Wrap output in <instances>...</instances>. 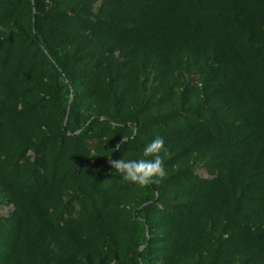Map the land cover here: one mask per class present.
<instances>
[{
    "label": "trees",
    "instance_id": "1",
    "mask_svg": "<svg viewBox=\"0 0 264 264\" xmlns=\"http://www.w3.org/2000/svg\"><path fill=\"white\" fill-rule=\"evenodd\" d=\"M4 205L0 264H264V0H0Z\"/></svg>",
    "mask_w": 264,
    "mask_h": 264
},
{
    "label": "clouds",
    "instance_id": "2",
    "mask_svg": "<svg viewBox=\"0 0 264 264\" xmlns=\"http://www.w3.org/2000/svg\"><path fill=\"white\" fill-rule=\"evenodd\" d=\"M123 142L124 138L122 137L116 144L115 150H120L119 145ZM162 152L167 155L164 138L156 136L144 145L141 158H110L109 166L115 173H118L123 180L143 187L152 183H158L166 177L167 172L161 156Z\"/></svg>",
    "mask_w": 264,
    "mask_h": 264
},
{
    "label": "rangeland",
    "instance_id": "3",
    "mask_svg": "<svg viewBox=\"0 0 264 264\" xmlns=\"http://www.w3.org/2000/svg\"><path fill=\"white\" fill-rule=\"evenodd\" d=\"M199 173H201L204 176H208L207 172L205 171V169H198L197 170ZM12 210V206L10 205H5L3 207L0 208V214L1 215H7L10 211Z\"/></svg>",
    "mask_w": 264,
    "mask_h": 264
},
{
    "label": "water",
    "instance_id": "4",
    "mask_svg": "<svg viewBox=\"0 0 264 264\" xmlns=\"http://www.w3.org/2000/svg\"><path fill=\"white\" fill-rule=\"evenodd\" d=\"M34 13H35V10H34ZM38 42H39V44L42 46V43L39 41V39H38ZM43 47V46H42ZM67 118H68V116L66 117V120H65V122H64V127L66 126V121H67ZM80 131H77L75 134H77V133H79ZM69 133V132H68ZM127 138H124V140H126ZM110 159V158H109ZM109 159H108V161H109ZM137 214V212H135V215ZM148 242H149V239L147 240V243L145 244V245H143V246H141L140 247V249H139V257L141 258V250L148 244Z\"/></svg>",
    "mask_w": 264,
    "mask_h": 264
}]
</instances>
